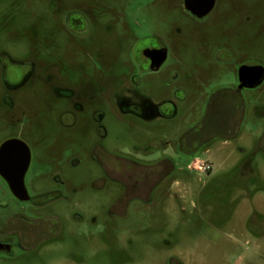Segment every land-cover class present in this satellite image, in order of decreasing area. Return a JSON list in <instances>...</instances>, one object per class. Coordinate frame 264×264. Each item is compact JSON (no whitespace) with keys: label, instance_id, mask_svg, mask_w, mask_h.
Segmentation results:
<instances>
[{"label":"rangeland","instance_id":"obj_1","mask_svg":"<svg viewBox=\"0 0 264 264\" xmlns=\"http://www.w3.org/2000/svg\"><path fill=\"white\" fill-rule=\"evenodd\" d=\"M108 2V10L96 6L88 18L117 25L127 19L135 27L142 19L149 20L150 26L152 21L164 25L169 18L184 16L181 0ZM217 2L219 7L248 3ZM249 3L258 11L249 30L239 29L236 43L241 48L249 36L251 57L264 64V0ZM87 4L88 0H0V143L16 135L29 146L32 162L25 184L31 196L40 202L46 192L64 196L49 205L17 202L0 176V201L8 203L0 206V223L19 212L23 216L16 218L18 222L43 220L54 230L47 244L1 252L0 264H170L171 260L172 264H264V217L260 215L264 202L251 199L257 189L264 192V80L241 91L243 106L234 113L232 131L211 141L208 152L197 153L213 164L211 171L188 169L192 157L176 147L170 154L179 168L153 189L150 199L134 198L103 170L99 160L113 161L120 152L138 157L135 146L142 154L152 136L159 146L167 141L176 145L205 116L207 95L218 86L236 85L243 54L235 51L228 64L219 66L211 53L206 60L203 56L213 49L219 32L199 29L189 41L187 69L171 60L147 85L156 97L170 96L183 85L191 101L170 117L142 124L115 116L104 103L106 88L96 85L95 107L77 113V131L68 127V120L60 121L61 113L74 110L73 96L59 90L80 95L93 87V78L100 77L94 61L81 49V38L65 30L66 15L88 11ZM102 33L93 29L90 35ZM93 38H86L91 46ZM106 40L101 38V48L112 51ZM118 68V75L129 71L128 65ZM13 70L22 76L30 73L18 87L8 85L22 81L10 77ZM95 114L105 115L104 143L112 155L96 151L94 156L89 149L97 138L91 117ZM211 114L218 116L215 110ZM163 174L159 171L160 179Z\"/></svg>","mask_w":264,"mask_h":264},{"label":"flooded vegetation","instance_id":"obj_2","mask_svg":"<svg viewBox=\"0 0 264 264\" xmlns=\"http://www.w3.org/2000/svg\"><path fill=\"white\" fill-rule=\"evenodd\" d=\"M245 1L248 3L243 5L227 3L223 4V7H219L221 5L218 4L217 0H181L184 16L182 18H169L164 25L152 21V25L149 26L150 21L142 19L138 21L137 26L133 27L127 19L117 25L111 20L100 21L88 18L92 16L96 6L108 10L110 8L108 0H88V11L74 10L66 15V32L81 38V42H79L82 44L81 49L87 51V55L94 61V70L100 75V77H96V81L93 78V83L90 84L93 87H89L80 95H76L77 92L75 91L59 90L62 95L73 96V103L70 105L74 110V112L65 110L61 113L59 115L60 121L68 120L67 122L70 123L68 127L77 131L80 129L77 113L85 111L86 108L95 107L93 100H95L94 86L96 85L106 88L104 103L115 113V116L135 120L142 124L149 125L157 122L160 118L170 117L180 105L191 101L188 90L183 85L177 86L170 96L163 94L159 97L152 94L147 85L150 79L170 66L171 60H176L179 68L187 69L185 57L189 52V41L192 34L199 29H215L219 32V39L212 46L213 49L203 56L206 60L208 54L211 53L210 58L219 66L228 64V57L235 56L236 52L241 51L243 54L237 67L236 85L218 86L212 90L204 100L208 107L205 116L196 122L193 128L186 131L176 145L167 141L159 146L156 144L158 138L152 136L147 138L146 145L141 151L142 154H140V148L135 146L136 152L134 151V154L138 157L120 152L119 155L114 156L113 161L99 160V165L103 170L119 181L125 190L131 193L132 197L148 200L151 192L160 182L169 180L172 172L179 168V164L174 161L170 154V150L174 151L176 147L181 154L192 157L187 164V168L190 169L193 162L200 159L197 155L200 149L202 152H208L211 141L223 137L225 131L228 133L232 131L231 120L234 118V113L243 106L240 100L241 91L262 84L264 64L251 57L250 37L248 36L247 42L241 48L236 43L239 29L242 27L249 30L258 11L249 5L251 0ZM259 11L261 12V10ZM91 28L92 30L98 29L104 34L90 35ZM87 37H94L95 41L92 46V42L86 40ZM102 37L107 39L106 42L108 41L109 45L107 47L113 48L112 51H105L101 48ZM235 47L238 50H234ZM219 55L225 56L227 59H220ZM119 65H128L129 71L122 75L116 74ZM244 67L249 68L245 79L241 78V70ZM260 70L262 71L261 81L250 85V82L255 81V76ZM29 74L22 76L18 70L11 71L10 77L14 79L22 77V81L8 85L18 87L28 78ZM176 76L177 74L174 73V77ZM213 110L218 114L216 118L211 114ZM91 117L96 126L97 138L92 141L89 147L90 151L93 152L94 156L96 151H100L103 155H112L111 150L104 143L107 134L103 121L105 115L95 114ZM10 139H18L19 141H14L0 154V169L6 171L8 179L1 173L0 176L8 187V181L13 184L20 182L23 171L25 181L32 162L31 150L19 136L5 138L0 143V149L2 144ZM159 152L162 154L160 157L156 156ZM161 170L164 171L162 179L159 178V171ZM11 194L17 202L30 203L35 206L39 204L49 205L55 199L64 197L62 194L55 196L52 192H46L42 194L43 199L40 202L37 196H31L30 193L27 200H21L12 191ZM0 206L8 207V203L1 200ZM21 216L23 215L17 212L1 220L0 245H3V248L0 249V253L11 254L14 247L29 248L35 244H47L50 241L51 233L54 230L49 223L31 219L29 223L23 224L16 219ZM11 236L16 240L8 239ZM170 264H172V260Z\"/></svg>","mask_w":264,"mask_h":264},{"label":"water","instance_id":"obj_3","mask_svg":"<svg viewBox=\"0 0 264 264\" xmlns=\"http://www.w3.org/2000/svg\"><path fill=\"white\" fill-rule=\"evenodd\" d=\"M248 70H249L248 67L246 68L244 67L241 70V78L243 77L245 79L247 77ZM261 78H262V71L260 70L255 76V81L250 82L251 83L250 85L259 83L261 81ZM14 141H19V140L10 139V140L5 141L1 146L0 154L3 153L4 150L7 149ZM0 173L1 175H3L5 178L8 179V175L4 169H0ZM8 183H9V188L11 189V191L14 193L15 196H17L21 200L29 199V193L26 188L25 181H24V171L22 172V175L20 177V182L18 184H13L11 181H8ZM1 248H3V245H0V249Z\"/></svg>","mask_w":264,"mask_h":264},{"label":"built area","instance_id":"obj_4","mask_svg":"<svg viewBox=\"0 0 264 264\" xmlns=\"http://www.w3.org/2000/svg\"><path fill=\"white\" fill-rule=\"evenodd\" d=\"M213 168V164L209 162L208 160H201L197 159L193 162V165L190 167V169L198 172H209Z\"/></svg>","mask_w":264,"mask_h":264},{"label":"crops","instance_id":"obj_5","mask_svg":"<svg viewBox=\"0 0 264 264\" xmlns=\"http://www.w3.org/2000/svg\"><path fill=\"white\" fill-rule=\"evenodd\" d=\"M226 140H229V139L227 138ZM251 199L252 200H255V201H262V202H264V192L263 191H260L259 189H257V191H255L253 193V195L251 196ZM260 215H262L264 217V214L261 213ZM249 218H250V216H249ZM260 223H263V221H260ZM261 233H264V232H261ZM261 233H258V234H261ZM258 234L256 233V235H258Z\"/></svg>","mask_w":264,"mask_h":264}]
</instances>
